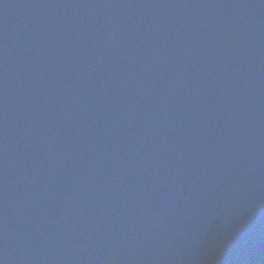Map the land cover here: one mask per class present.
I'll return each mask as SVG.
<instances>
[{"label":"water","instance_id":"95a60500","mask_svg":"<svg viewBox=\"0 0 264 264\" xmlns=\"http://www.w3.org/2000/svg\"><path fill=\"white\" fill-rule=\"evenodd\" d=\"M0 264H264V0H0Z\"/></svg>","mask_w":264,"mask_h":264}]
</instances>
